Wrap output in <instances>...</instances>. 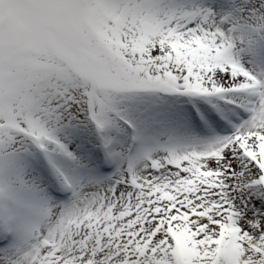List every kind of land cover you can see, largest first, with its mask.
<instances>
[{"label": "snow or ice", "instance_id": "1", "mask_svg": "<svg viewBox=\"0 0 264 264\" xmlns=\"http://www.w3.org/2000/svg\"><path fill=\"white\" fill-rule=\"evenodd\" d=\"M0 264H264V0H0Z\"/></svg>", "mask_w": 264, "mask_h": 264}]
</instances>
